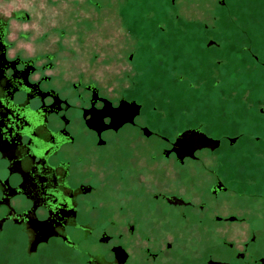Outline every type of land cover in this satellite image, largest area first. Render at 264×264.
<instances>
[{
  "label": "flooded vegetation",
  "instance_id": "1",
  "mask_svg": "<svg viewBox=\"0 0 264 264\" xmlns=\"http://www.w3.org/2000/svg\"><path fill=\"white\" fill-rule=\"evenodd\" d=\"M34 1L0 15V233L19 235V255L55 264H264V154L235 148L245 133L222 137L214 120L169 115L173 126L155 130L154 106L138 90L143 74L158 77L155 52L175 47L181 58L167 65L169 78L187 82L202 103L219 100L222 40L181 15L189 0ZM112 10L120 34H91L93 25L111 27ZM69 27L87 29L79 38ZM187 57L193 70L174 69ZM105 103L137 116L97 131L92 112ZM184 130L205 142L178 150ZM239 150L250 155L242 163Z\"/></svg>",
  "mask_w": 264,
  "mask_h": 264
},
{
  "label": "rangeland",
  "instance_id": "2",
  "mask_svg": "<svg viewBox=\"0 0 264 264\" xmlns=\"http://www.w3.org/2000/svg\"><path fill=\"white\" fill-rule=\"evenodd\" d=\"M27 1L0 0V15L8 13L10 9H23ZM217 1L221 0H189L181 8V15L184 18L199 20L201 21L200 24H207L209 26L206 29L207 35H217L220 37L218 40H222L219 61L221 67L217 68L221 72L222 78V88L219 91L221 100L219 98V100L214 99L202 103L200 102L201 99L205 98L201 97L200 94L194 95L193 92L188 94L187 82L172 81L169 78L168 71L167 73L165 71V69H170V66L167 65L172 64L170 62L174 58H181L180 54L172 52L175 47H170V49L167 47L162 51L155 52L154 74H157L158 77L154 76V79H150L147 74H143L138 90L147 103V108L150 110L151 104L154 106L155 130L167 132L173 126L167 121L166 116L169 115L174 118L176 123L181 121L178 117H186V115L192 117L190 120L196 123L204 121L205 124V120H207V124H210L214 120L220 124V127L214 124L212 128H219L222 137L229 136L233 138L238 132L245 133V136L235 145V148L253 147L258 149L255 152H260L259 156H261V154H264V150H262L264 147V0H222L224 2L223 6L217 4ZM34 2L37 3L38 0ZM115 18V12L112 10L110 16L111 27L106 26L105 29L104 26L96 24L91 26L89 31L91 34L95 33L97 35H104L105 32H107L106 34L110 32L113 36L119 35V27L113 26L116 24ZM212 25H217L214 27V31L211 30ZM81 29L87 28H79L78 33L70 27L63 30L68 33L74 30L76 36L80 38ZM190 30L191 35L203 34L199 33V31H203V27L193 29L191 27ZM171 33V31H168L166 34L171 37L173 35ZM154 41L163 40L156 38ZM165 49L167 51L169 49V51L165 52ZM179 50L183 53L186 52L184 48ZM147 55L148 53L146 54L144 48L137 55L142 69L147 67L144 62ZM208 57L204 56L199 61L208 62ZM185 59L187 60L184 63L185 67L180 64L174 69H178L180 72L183 68H192L193 70L195 67L192 63L193 59L188 57ZM101 61L102 59L99 62ZM162 61H165V65H162ZM197 67L203 69L206 67L208 70L206 64H197ZM219 92H217V95H219ZM192 99L196 102L191 101ZM128 131H132V129H128ZM257 138L259 139L257 140ZM223 147L229 148V144L224 143ZM154 149H160V145L155 142V139ZM230 154H232V150H223V162H230ZM239 154H241L238 159L240 163L245 161L242 159L243 157L247 159L250 156L245 151L240 150ZM154 155H156V151H154ZM254 161L257 162L256 159ZM158 162L165 164V161L160 157ZM160 164H158L159 169L161 168ZM8 240L11 241L10 244H8ZM20 242L19 235H16L11 229L7 228L3 233H0V264H55L49 258H47L48 260L43 258L26 260L18 253ZM260 247L264 251V243L260 244Z\"/></svg>",
  "mask_w": 264,
  "mask_h": 264
},
{
  "label": "snow or ice",
  "instance_id": "3",
  "mask_svg": "<svg viewBox=\"0 0 264 264\" xmlns=\"http://www.w3.org/2000/svg\"><path fill=\"white\" fill-rule=\"evenodd\" d=\"M138 109L133 108L130 105H125L123 103L118 104L116 107L111 106L110 104L105 103L101 105L100 110H93L92 120L95 121V124L98 125L97 131L106 128L116 129L122 127L125 123H132L134 117L137 116ZM176 146L180 151H184L187 147V142L195 143V138L187 134V130L182 132H177ZM190 152V149H189ZM41 229H44L48 226L40 225ZM252 242L255 243V238H252Z\"/></svg>",
  "mask_w": 264,
  "mask_h": 264
},
{
  "label": "water",
  "instance_id": "4",
  "mask_svg": "<svg viewBox=\"0 0 264 264\" xmlns=\"http://www.w3.org/2000/svg\"><path fill=\"white\" fill-rule=\"evenodd\" d=\"M198 136V135H197ZM197 140V142L198 143H200L201 141V143H203V142H205V140L203 139V138H201L200 136L199 137H195V141ZM209 143H210V145L211 144H213L214 145V147H216L217 145V143L216 144H214V142L213 141H211V140H207ZM204 146H206V144H204ZM209 146V145H208Z\"/></svg>",
  "mask_w": 264,
  "mask_h": 264
}]
</instances>
